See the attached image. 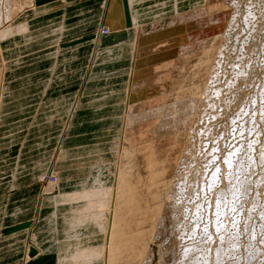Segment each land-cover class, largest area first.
Returning <instances> with one entry per match:
<instances>
[{
    "label": "rangeland",
    "instance_id": "rangeland-1",
    "mask_svg": "<svg viewBox=\"0 0 264 264\" xmlns=\"http://www.w3.org/2000/svg\"><path fill=\"white\" fill-rule=\"evenodd\" d=\"M130 1L131 0H126L128 15H129L128 18H129L130 24H131L129 27L122 26V22H121V19L122 20L124 19L123 0H116V1H113V3L110 6V9H109L110 15L108 18L109 21L107 22L108 25H101L99 27L98 32L101 34L102 32L115 30V28H117V27L118 28L122 27L121 30L132 29L131 32L133 33V40L131 41V44L133 47L131 46V49L129 51L130 55H132V56H131V61L129 59V63L127 65L128 70H129V78H128L127 83L125 84V87H124V90H125L124 92H125L126 97L123 95L124 99H123V103H122V105H123L122 109H121V111H119V113L116 115V117L114 119V126H115L114 135L117 137V139L118 138L120 139L121 146L123 148H125V151H127L129 156L131 157L132 165H133L132 170L127 173V172H125L124 167H121V165L118 166L116 163H114V159L112 158V154H110V151H109L111 146H112V137L109 134L110 126L108 125V123H110V121H112L111 118H112V116H114L116 114V111H113L112 113L106 114L104 116V118L100 120V121L105 122L103 125L97 124L99 122V120L96 119V120H91L92 122L87 123V125H82L84 128L83 131H81L82 126L80 127V132L76 134V137L74 136L75 140L78 139L81 144H83V143L86 144V143H89L91 140L92 141L89 144L83 146L84 148H82V149L76 148L77 150L74 151V154H76L78 152L79 156H85V155H87L85 153H89L91 150H93L94 151L93 154L102 155V157L107 162L106 164L108 167L107 173H106V174H108V176H106L107 177L106 180L107 181L109 180L108 182H110V183L112 182L111 184H113V185L108 184L110 187L108 186V187H106V189H104L102 191L99 189V195L97 196L96 194H94L95 198H89V199L87 198L86 199V198L82 197L80 201L83 202V205L90 203V206L92 208L95 206L94 201H96L98 199L99 200L102 199V201L100 200L102 202V204L100 203L101 206L99 204H98L99 206L98 205H96V206L101 208L103 205V207H102L103 209L101 210V212L106 213L105 215L109 219L107 218V220H106L107 221V228H105V233L99 232V230H98L97 226H95L94 222L91 224L87 221H86L87 223H85L86 224L85 226H78L75 229H73V228H66V230L64 229V232H62V235H61L62 239L68 238L69 239L68 241H70L69 244L74 243V244H76L77 247L81 246L82 248L77 252V254L79 255L81 250L84 252V254L81 256H78L77 254H75V252H73V253H71V255L73 254V256H75V255L76 256L73 258H70V260H69L70 262L65 261V262H62L60 264H107V251L109 249L108 243H109V240L111 237L110 236V229L112 228V226H111L112 220H111V215L108 212V207H110V203H111L110 200L113 199V201H114V197L116 196V192L118 193V188L116 189L115 186L119 187L121 184L130 185V187L134 191L133 192L134 199L137 202H139V209H137V211L136 210L134 211V209H131L132 210V220H134L135 222H136V220H138L137 221L138 223H140V224L143 223L142 225H145L144 227H146L144 239L147 242V244L149 245V247L152 248V253L154 254L153 259H152V264H158L159 263L157 261L159 258L158 255H160L161 259H163V257H164V259H165V257L168 258L171 255L170 251L172 253L174 252V254H173L174 257H173V255H171L170 256L171 258L169 257V260L166 259L165 263L166 264H172V263L176 264L175 261L177 260L176 262L178 264V262H180L179 261L180 260L179 254L182 255V249L185 248V245L186 246L192 245V247H194V246L197 247V248H195L196 249L195 255L197 257H199V256L203 257L204 259L205 258L209 259L211 256V255L209 256V254L213 253L212 250L218 248V249H220V251H223V249H224V253L226 254V255L224 254V257L226 259L223 258V260L226 262L222 261V263H225V264H264V187H263V185H264V183H263V181H264V71H263L264 70V0H212V1L207 0L206 4L202 6L201 12H203V15L201 17V21H199L201 23H199V25L194 29L193 34H192L193 38L190 40V42L187 43L188 45L185 46V48H184L185 50L184 49L182 50L183 51V53H182L183 57L185 59L186 58L187 59H186V61L184 60L185 62L179 61L176 63V65H178L177 69L182 70V68H185V70H186V68H187L188 71L186 70L187 71V72L185 71L186 73L181 72V71L177 72V69H176L175 76L167 78L168 80H167V82H165L167 85L163 88V91L160 94H159V92H157L160 95V97L156 94L154 96H152L153 94H150V92L148 95H146L148 92L147 90H149V88H150L148 85H150L149 83H151V81H149V79H150L149 73L151 70V66L147 65L148 67H146V69L148 71V74H146V76L144 78V84L142 85V92H141L142 94L140 97H138L139 100L136 99L134 102V107L132 108L133 113L127 111V109H128L127 101L129 99L128 94H129V91H131V87L133 86V82H134L133 79L131 81V78H132V76L136 77L139 75L138 65L143 61H147L148 52H147L146 48L144 49L140 44H138L139 43L140 30L142 28L141 26H143L146 23L137 26V24L134 22L133 16L131 15V11L129 9ZM223 1H224V3H222ZM173 3H174V0L169 1L170 5H172ZM248 4L250 5V7ZM115 6L117 7L118 15H116ZM225 6H227V7H225ZM247 7H248V9H247ZM0 8H1L0 13L2 12L0 14V17H2L0 19L1 20L0 21V32L5 29L4 32L0 36V45H1L0 51H2V52H0V55H1V53L6 54V55L3 54L0 56V136L2 138H8L7 136H9L11 134L10 131H12V130L16 131L19 128L20 129H26V127H25L26 124L29 125L28 127H32V125H33L32 122L34 120H35L34 123L37 122V123H39V125L42 124V121L37 118L38 112H36L35 108H36V104H37L38 99H39L38 98L39 95L41 93H42V95H45L46 88L44 89V92H43V89L38 88V87H33V86H31V84H33L34 80L37 81L41 78L42 73L39 69H40V66L44 63L43 62L44 61L43 53L47 52V51H44V49L48 48L49 46H47L45 41L40 42V43L36 42L35 44L30 45V47H32L33 49L30 50L29 53L22 54V52H21L22 49H24V42H25L24 39L26 38L25 36H27V33L29 32V27H28L29 23L32 19H34L33 18L34 17V9H35L34 0H0ZM228 8H229V10H228ZM232 8H233V10H232ZM252 8H253V10H252ZM222 10H223V12H222ZM230 10H231V12H230ZM236 10H237V12H236ZM247 10H251L252 13H246ZM241 11H242V13H241ZM237 13H239L240 15ZM243 13H245V14H243ZM168 14H170V13L165 12V14L161 18H158L155 21H152L151 23L148 22L150 24H147L146 28L149 27V29H151V31H155L158 29H164V27L169 25L171 23L170 21L176 17L175 14H172V15H168ZM215 15H216V17H215ZM222 16H224V17H222ZM232 16H235V17L237 16L238 20H237V18H236V20H235V18L232 20ZM171 17H173V18H171ZM225 18H226V21H225ZM240 18H244V19L240 20ZM48 21H49V19H47V23H48ZM1 22H2V24H1ZM7 23H9V24H7ZM115 23L118 24V26H116ZM231 23H233V24H231ZM21 25H23L24 30L21 27ZM215 25H216V27H215ZM17 26H19L21 28V30H19L20 36L18 35V30H16ZM47 27L45 28V31H46ZM51 29H54V28H52V26H51ZM227 29H228L229 33H228ZM15 30H16V33L14 32ZM201 31L203 32V36H204L203 37L204 38L203 44L204 45L207 44V47H206L207 51H206V49H203V51L201 53L203 55H198L196 58L193 57V59H192L191 51L189 49H191V47H192V42H194V40L196 38L201 37V36H198L202 33ZM35 35L38 36L39 38H41V36H39V35H41V33L40 34L37 33V29H36ZM90 35H92V37L87 38V40H90L94 36L93 33H87V35L79 37V38H85V37L90 36ZM219 36L221 39L225 38V37L229 39V41H228L229 45H226V48H225L226 49L225 53L227 55L225 54L224 57L223 56L211 57V54L213 52V47H216V45H218V42L216 41V39L219 38ZM4 39L6 40L5 46H4V42H3ZM75 39H78V38H75ZM87 40L81 41V42H86ZM29 41L34 42L36 40L30 39ZM70 42H73V41H70ZM70 42H64L63 44L65 45V44L70 43ZM232 42H233V44H232ZM73 44H75V43H73ZM9 45L11 47H9ZM208 48L211 50H209ZM257 50H258V52H257ZM260 50H261V52H260ZM208 52H210L209 54H210L211 58L210 57L208 58V56H209L207 54ZM205 54L207 56H205ZM236 55L238 58L236 57ZM4 56L6 58H3ZM202 56H204V59L200 60V58H202ZM42 57H43V59H42ZM136 57H138V60H139L138 64H136ZM212 58H214V61ZM189 59H192V60H189ZM207 59H208V61H207ZM216 59H217V62H215ZM6 60L8 62H6ZM196 61H197V63H196ZM199 61H201V62H199ZM207 62H209L211 64V66L213 68H215V69H213V68L211 69L212 70L211 72H213V70H214V72H213L214 74H212V75L208 72L209 67L207 68V66H206ZM218 63H219V65H218ZM220 65L222 67H220ZM180 66H181V68H180ZM204 67H206V68L204 69ZM240 67H242L243 69L245 68L243 71L246 72L245 73L246 75L244 73L236 75V72H233L234 69H242ZM249 70H250V72H249ZM176 72H177V74H176ZM200 72H201V74H200ZM229 72H230V74H229ZM202 73L203 74L209 73L211 76H206L204 74V77H203ZM238 75H240V76H238ZM193 76H194V78H193ZM213 76H216V77L213 78ZM200 78L202 80H200ZM203 78H206V80H207V78H208V80L210 78V80L205 81V79H203ZM226 79H228V81H225ZM216 80H218V83ZM249 80H250V82H249ZM147 81H148V83H147ZM224 81L230 83L231 85L227 84V83L225 84ZM174 82H176V83H174ZM192 83H193V85H192ZM220 83H221V86L224 84L225 85L222 86L220 88V90L213 92L216 90V87L220 86L219 85ZM214 85H215V87H214ZM226 85H228L229 87H227ZM29 86H31V87H29ZM192 86H194V87H192ZM199 86H201V87H199ZM202 86H204V87H202ZM210 87H211V89H210ZM212 87H213V90H212ZM165 88L166 89L168 88L167 91L165 90ZM204 89H205V91H203ZM190 90H192V91H190ZM194 91L196 93H194ZM47 92H48V94H50V92H54V88H50L49 90L47 88ZM175 92L177 94H175ZM209 95H210V97H209ZM163 96H165L166 98ZM158 98H160V99H158ZM196 98H198V99H196ZM145 99L148 101V103H146V104H144V102H143V101H145ZM160 100H161V102H160ZM258 100H259V102H258ZM149 102H152V103H149ZM157 102H159V103H157ZM205 102H206V104H208L210 102L209 106L207 105L208 110L206 108L207 106H206ZM237 102H239V104ZM160 103L163 105H161ZM170 103L171 104L176 103V105H177L176 108L179 111V117H178V121H177L178 125H177V123L174 122V120L172 118H170V117H173V114L168 113L170 111H169V109H167L168 108L167 106L171 105ZM203 104H205V105H203ZM184 105H186V106H184ZM220 105H221V107H220ZM203 106H204V110H206L205 111L206 113L204 112V114H203V108H202ZM38 107H39V104H38L37 108ZM139 107H141L143 109H140ZM155 108H156V110H155ZM159 108H161L160 111H159ZM164 108H166V109H164ZM209 108H210V111H209ZM133 110H135V111H133ZM144 111L147 113H145ZM137 112H139V113H137ZM160 112H162V113H160ZM199 112L200 113L202 112V113L200 114ZM30 113H31V116H29ZM150 113H151V115H150ZM215 113H216V115H215ZM136 114H138L140 117L139 116L137 117ZM140 114H142V115H140ZM143 114H144V116H143ZM6 115L9 116L8 117L9 119L7 118L5 120ZM124 115H127V116H125V124L127 123L126 120L127 121H128V119L131 120V121H129V123L131 124V128H130V138L131 139L124 138V124H122V121H121V119ZM19 116L21 117V120H18ZM149 116H152V117L149 118ZM199 116L201 117V119L199 118ZM28 117H30V119H31L30 122L28 120ZM127 117H128V119H127ZM13 118H14V120H12ZM15 118H17V120H15ZM186 118H188V120ZM136 119H137V121H134ZM143 119H145V120H143ZM159 119H161V120H159ZM50 120L53 121V118H50ZM161 121H162V123H159ZM1 122H3L2 125H1ZM142 122H143V124H141ZM151 122L154 123V127H153V124ZM135 123L137 124V126ZM140 124L143 126L141 127ZM157 124H161V125H157ZM145 125H147L148 127ZM150 126H151V129H150ZM155 128L156 129L160 128V130L157 131ZM166 128L168 129V132H167ZM173 128L175 130H173ZM90 129H94V130L91 131ZM106 129H107V131L104 134V131ZM126 129H127V126H126ZM145 129H146V131H145ZM169 129L172 132H170ZM176 129L178 130V132L176 131ZM202 129L204 130V132ZM161 131H163V132H161ZM112 132H110V133H112ZM8 133H10V134H8ZM195 133H196V135H195ZM166 134H167V136H166ZM172 134H175L177 137L175 135L171 136ZM140 136H142V137H140ZM159 136H160V138H158ZM169 137L173 141L177 140V143H176V141L172 142ZM152 138H153V140L158 141L159 139H161L162 141L159 140L158 143H157V141L153 142ZM162 138H164V139H162ZM247 138H249V139H247ZM8 139H10V138H8ZM69 139L73 140L71 138H69ZM137 139H139L140 141ZM143 139H146V140L142 141ZM180 139L183 141V144H182V141ZM10 140L11 141L13 140L15 142V144H14L15 146H16V144L18 145V143H19L16 138H14V139L11 138ZM75 140H73V141H75ZM127 140H128V142H130L132 140V143L131 142L127 143ZM193 140H194V142H193ZM196 140H197V142H196ZM179 141L181 143H179ZM137 142H139V144H137ZM2 143H3V145L8 144L7 139H4ZM161 143H162V145H161ZM173 143H174V145H172ZM196 143H197V145H196ZM93 144H96V147L90 148L91 146L93 147ZM130 144L133 146V147L131 146L132 149L129 146ZM176 144L178 146H175ZM180 144H182V145L180 146ZM183 145H184V147H183ZM146 146L148 149H146ZM167 146L169 147L168 149H167ZM76 147H79V146H76ZM138 147H139V149H138ZM158 147L160 148V150ZM203 147H205V148H203ZM243 147H245V148H243ZM119 148H120V144H119ZM140 148H141V150H140ZM150 148L153 149V150L151 149L152 152H150L151 151V150H149ZM173 148H175V149H173ZM166 149H167V151H166ZM147 150H148V152H147ZM164 150L166 152H164ZM171 150H173L174 152H171ZM157 151H159V152H157ZM161 151L163 153H165L166 156ZM169 151H170V154L167 156V154H168L167 152H169ZM138 152H140V153L142 152V155L144 154V156H142ZM153 152H155V154H156L155 156L153 155L154 154ZM177 152L182 156V159H181V156H178L179 154ZM137 153H138V155H137ZM248 153H250V157L252 156L250 161H249V158H247V157H249ZM145 154H146V156H145ZM67 155H69V154L66 153L65 157ZM159 155H161L162 157H160ZM175 155H176V157L174 158L173 156H175ZM225 155H230L232 160L235 159V161H234L235 165L232 163L233 166L231 168L230 167L226 168V165L223 163V156H225ZM157 156H159V159L161 158L162 163L160 162V160H158ZM164 156L166 158H164ZM202 156L204 157L205 161H207L206 158H208L209 162L207 161L206 163H204L205 161L203 162L204 159ZM205 156H206V158H205ZM209 156H211V157H209ZM92 157H94V155L91 156L89 159L91 160ZM155 157H157L156 158L157 160L155 159ZM238 157H240V160L242 161V163L245 164V165L243 164L244 167H239V164L241 165L240 160H238V162H239L238 164L235 163L237 161ZM244 157H245V161H247V162L244 161V159H243ZM141 158H143V159H141ZM172 158H174L173 161H171ZM166 159H168V160H166ZM180 160H182V161L180 162ZM169 161H170V163H169ZM184 161H186V163ZM219 161L222 163L221 165H220ZM59 162L60 161H58V163ZM155 162L157 164H155ZM167 162H168L169 166L167 165ZM177 162H180V164H178ZM188 162L191 163L190 164L191 166L189 165L190 166L189 170L187 168ZM207 163H208V165H206ZM258 163H259V165H258ZM91 164H92V161H91ZM91 164H90V166H91ZM159 164H160V166H159ZM185 164H186V167H185ZM143 165H145V166H143ZM157 165L159 167L157 168L158 170L156 172ZM57 166H60V164H56V167ZM90 166H88L86 169H88ZM219 166H220V168H219ZM234 166H237L236 167L237 171H236V169H234ZM146 167H148V168H146ZM175 167H176L177 171H179V172L180 171L182 172L183 169H186L187 171L191 172V173L187 172V175H186V170H185V175L187 176L186 178L189 180H184L185 175L182 176L183 174L181 175V172L180 173L178 172L179 174L177 173V171L174 172V170H176V169H174ZM199 167H200V170L198 169ZM118 168H120V169H118ZM152 168H153V170H152ZM195 168L198 169L197 174H195L196 173ZM224 168H225V170H224ZM148 169H150V170H148ZM166 169L169 171H167ZM170 169H172V170L170 171ZM151 170L154 172L155 176H153L154 174ZM164 170L167 172H164ZM234 170L236 171V173H234ZM160 171L161 172L163 171V173H160ZM224 171H227V172L224 173ZM229 171H231V173H229ZM65 172H67V171H65ZM119 172H120V174H119ZM198 172H200V173H198ZM60 173H63V169H62V172H59V171L57 172L56 170H49L48 172L39 173L38 175H36V181L39 184L38 192L40 193L41 196L46 197L43 193H45V191H47V188H48L47 186L50 184L52 185V182H53L52 180L55 178V176L57 177V179H59ZM183 173H184V171H183ZM232 173H234L233 174L234 176L232 175L233 177H231V178H234L233 179L234 181H238V180L241 181L242 184H244V187H246L248 190L246 189L247 190L246 194L237 195V197L235 196V199L233 197L232 198L233 200L232 199L230 200V198L225 199V200L229 199V202L225 201V204L226 203H228V204L225 205L223 203L224 206L223 205H221L222 207L219 206L221 210L220 209L217 210V208H219V207H216L215 205H213L216 202V199L212 196L213 193H214V196L216 198L218 196V192L215 195L216 190L217 189L219 190V187L217 188L216 184L218 186H219V184L221 186V184H223L224 182L226 184V182L229 180L226 179L227 180L226 181L224 175L228 174L231 176ZM109 174L111 175L110 179L108 178ZM200 174L201 175L203 174L202 176L199 177V180L202 177L201 181H203V182H201V184L197 182V181H199L197 178L198 177L197 175H200ZM210 174H214L215 178L217 176H219L220 179L218 177V178H216V182L210 183V182H208V180H209L208 176H210ZM167 175L168 176L170 175L171 177L170 176L168 177ZM180 175L182 176V180H184L183 181V183H184L183 189L188 187L189 190L186 188L188 191H186V189L182 190L181 189L182 185L181 184L179 185L178 184L179 181L175 179V178H177V179L180 178L179 179L180 183H182ZM194 176H197V177H195V178H197V180L194 178ZM235 176H237V177H235ZM152 177L154 178L155 181L153 180ZM228 177L229 176L226 175V178H228ZM144 178H146V179H144ZM147 178H152V179H147ZM235 178H238V179L236 180ZM64 179H65V177L63 176L61 182H63ZM168 179H170V180L168 181ZM171 179L174 182H172ZM147 180H148V182H147ZM164 180H165V182H164ZM192 180H194L195 183ZM217 180H218V182H217ZM219 180H221V182ZM49 181H51L50 184H48ZM126 181H127V183H126ZM176 181H178V182L176 183ZM188 181H190L192 184L188 185V183H189ZM260 181L263 183V185H261L262 183ZM83 182H84V180H81L82 184L80 187V196H81V192L83 191V184H84ZM169 182H171L173 184H170ZM259 182H260V186H258ZM143 183H145V184H143ZM168 183L170 184L171 187L173 185H176V186H173L172 188L170 187L169 188L170 191H169V189L167 187ZM58 184H59V182L58 183L56 182V186L52 185V190L49 188V191L54 192L53 197H52L53 202L51 204H52V209H53V211H52V215H53L52 216V222H54L56 229L60 228L59 227L60 222L57 219L56 213L54 211V207H56L55 196L57 195V192H58ZM149 184H151V185H149ZM210 184H212V185H210ZM146 185L148 186V188ZM185 185H187V186H185ZM199 185H201V187ZM208 185L211 186L212 188H210ZM256 185H257V187H256ZM149 186H151V188ZM223 186H224V184H223ZM154 187L156 188L157 192L154 189ZM175 187H176V189H178V192L175 189ZM193 187H194V189H193ZM215 187H216V189H215ZM179 188L181 189L180 192L183 191L182 192L183 194L179 193ZM86 189H87V191L93 190V188L91 189L87 186H86ZM167 189H168V193L166 191ZM171 189H173V190L171 191ZM213 189L215 191H213ZM149 190H151V191H149ZM97 192H98V187H97ZM147 192H149V193H147ZM170 192H171V194H169ZM172 192H177V193H179V195L177 193H175V196H173L174 193H172ZM165 193L168 195H165ZM46 194H48V193H46ZM158 195H160V196H158ZM169 195L171 196L170 201L172 199H174V201L172 200L171 201L172 204H170V202H169V205H167ZM180 195L181 196L183 195V196L181 197ZM186 195L187 196L189 195L188 196L189 198H187V201L189 203L191 202L190 206H192V204H193V207L195 209L193 207H191V208L189 207L190 208L189 209L188 206H186V202L183 203L184 201H186V199H185L187 197ZM240 196H242V198ZM174 197H176V198H174ZM72 198H73L72 201L77 199V198H75V196H73ZM103 198H105V201ZM157 198H158V200L159 199L160 200L158 201ZM182 200H183V202H182ZM211 200H214V202H211ZM103 201H104V204H103ZM175 201L177 203H180L178 205L181 206V208H178L179 206L176 207L174 205L173 202H175ZM178 201H180V202H178ZM76 202L77 201H73V203H76ZM176 202H175V204H176ZM188 202H187V204H188ZM182 203L186 206L185 208H184V205ZM195 203H196V206L198 205L197 209H196V206L194 205ZM208 203L210 205L211 204L212 205L209 206ZM151 204H153V205H151ZM155 204H157V205L155 206ZM80 205H82V204H80ZM173 205H174V207H173ZM150 206H152V207H150ZM169 206H171V208ZM212 206H215L216 208L215 207L213 208ZM73 207L74 206L70 204V209H73ZM111 207L109 209L110 211H111ZM182 207H183V209H182ZM150 208L152 211L154 208V211L152 212L150 210ZM157 208L160 210H158ZM185 210L186 211L188 210V212L186 213ZM190 210H192L191 215L189 214ZM156 211H157V214H156ZM92 212H94V211H92ZM170 212H172L171 218H174L175 220L169 218L170 216L168 214ZM178 212L180 213V215ZM183 212H184V214H183ZM151 213H154L155 216ZM133 214H135V215H133ZM158 214H159V217L162 215V217L159 218V220L157 217ZM185 214L187 216L189 215L190 218L187 216L185 217ZM183 215L185 218L183 217ZM134 216H136V217H134ZM182 217H183V220H185L184 222H182L183 229L181 226V221H178V219L181 220ZM187 218H188V220H187ZM147 219H149V221L152 219V221H150V222H152V225H151V223H148L149 221ZM139 221H141V222H139ZM162 221H163V223H162ZM175 221L178 223L180 222L179 226L181 227V229H180V227H178V224ZM222 223H224V224H222ZM42 224H45V223H42ZM153 224H154V226H153ZM162 224L164 226L161 228ZM175 224H177V225H175ZM221 224L223 226L225 225V227L227 228L226 229L224 227L225 231L222 230ZM134 225H136L134 227L137 230L138 224H134ZM191 226H193V227H191ZM41 227L44 228L43 225ZM85 228H87L89 230V234L86 233ZM154 228H155V231L153 230ZM156 228H157L158 232L156 231ZM189 228H190V230H189L190 233L188 232ZM191 228H192V231H191ZM219 228H220V230H217ZM70 230H72L73 233L70 234L69 233ZM60 231H62V230H60ZM152 231H153V233L156 232V234H153ZM182 231H184L185 234L181 233ZM220 231H223V233L224 232L225 233L219 234ZM56 232H57V230L55 231V238H56ZM74 233H76L77 236H73ZM151 233L154 236V238H152L153 237L152 235L150 236ZM225 234H227L229 236V238L227 235H226L227 238H225V236H224ZM220 235H221V237H220ZM222 236L227 241H225V239L222 238ZM219 237H220V239H218ZM221 239H223V240L221 241ZM55 241H56V239H55ZM218 241H219V244H218ZM228 241H230V243H231L230 247H229ZM220 242H221V244H220ZM226 242H228L227 245L225 244ZM201 243L203 244L204 247L201 246L202 245ZM206 244H207V246H206ZM212 244H213V247H212ZM222 244L225 246V248ZM160 245L163 248H161ZM182 246H183V248H182ZM244 247H245V249H244ZM235 248H238V249H235ZM31 249L32 248H29V250H28V257L32 256L34 254L33 250H31ZM56 249H57V241L55 244V248H53V247L50 248V255L51 256L53 255L52 262H54L55 264H58V259L56 256ZM158 249H162V250L168 251V252L165 253L163 251V253H162V251L159 250L161 253L160 254L159 252H157ZM225 250H228V252H226ZM30 253L31 254L33 253V254L31 255ZM196 253H198V254H196ZM142 255L144 256V258ZM142 255H140V259H139L140 264H143L144 260L146 259L145 258L146 255H144V253ZM175 256H178V257H175ZM141 257L143 260L141 259ZM160 258H159V261L161 260ZM170 259H171V261H170ZM173 260H174V262H173ZM167 262H169V263H167ZM108 264H110V263H108Z\"/></svg>",
    "mask_w": 264,
    "mask_h": 264
},
{
    "label": "crops",
    "instance_id": "crops-1",
    "mask_svg": "<svg viewBox=\"0 0 264 264\" xmlns=\"http://www.w3.org/2000/svg\"><path fill=\"white\" fill-rule=\"evenodd\" d=\"M113 1L116 0H34V19L29 23V32L21 52L29 53L33 49L30 45L36 42L45 41L49 46L44 49L47 52L43 51L44 63L39 65L41 78L31 84L43 89V92L46 88L45 95H39L35 108L42 124L34 123V120L32 127L26 124V129L10 131L7 137L16 138L19 142L16 146L13 140L0 136V264H55L50 248H55L56 241L58 264L70 262V258L76 256L71 253L77 254L82 248L74 243L69 244L68 238L62 239L64 230L56 229L52 222L53 201L38 192L36 175L49 170L62 172L63 169L64 177L75 179L78 175H73L70 170L80 167L89 172L85 166L97 160L93 150L85 153V156H79L78 152L74 154V151L92 141L81 144L74 136L80 132L82 125H87L91 120L100 121L106 114L112 113L106 104L117 102L124 91V75L129 63L126 61L133 40L132 29L115 31L112 36L98 32L101 25H108ZM169 1L131 0L129 9L134 22L137 26L142 25L161 18L165 12L172 15L196 10L207 2L174 0L170 5ZM115 10L118 15L116 6ZM121 22L125 26L124 19ZM36 29L37 33H41V38L35 35ZM87 33H93V38L73 46L63 44ZM30 39L36 41L30 42ZM117 70L120 74L115 81L117 83L110 85L106 79L103 80ZM47 88H54V92L48 94ZM112 94H115L114 97ZM8 117L6 115L5 120ZM18 120H21L20 116ZM28 120L31 121L30 117ZM4 139L8 144L3 145ZM94 147L96 144L90 148ZM66 153L69 155L65 157ZM56 164L62 167H56ZM85 229L89 234V230ZM29 248L34 254L30 253L32 256L28 257Z\"/></svg>",
    "mask_w": 264,
    "mask_h": 264
},
{
    "label": "bare ground",
    "instance_id": "bare-ground-1",
    "mask_svg": "<svg viewBox=\"0 0 264 264\" xmlns=\"http://www.w3.org/2000/svg\"><path fill=\"white\" fill-rule=\"evenodd\" d=\"M210 1H212V0H210ZM249 2V1H248ZM222 3H224V1L222 2ZM10 4V3H9ZM216 4V3H215ZM247 4V3H246ZM211 5V4H210ZM231 5V4H230ZM249 5V4H248ZM246 6V5H245ZM5 7V6H4ZM225 7H227V6H225ZM249 7H250V5H249ZM237 8V7H236ZM1 9V8H0ZM247 9H248V7H247ZM250 9V8H249ZM3 10V9H2ZM6 10V9H5ZM204 10V9H203ZM228 10H229V8H228ZM232 10H233V8H232ZM252 10H253V8H252ZM202 11V6H201V8L200 9H196V10H188V11H186V12H183V13H178V14H175L176 15V17L175 18H173V17H171V18H173L170 22V24L169 25H167L166 27H164V29H158V30H155V31H151V29H149V27H147L146 28V25L147 24H150V23H146V24H144L143 26H141L142 28H141V30H140V35H139V43L138 44H140L144 49L146 48L147 49V52H148V59H147V61H143V62H141L139 65H138V69H139V75L138 76H136V77H133L132 76V78H131V81H132V79H133V86L131 87V91H129V94H128V96H129V99H128V101H127V103H128V109H127V111L128 112H132V108L134 107V102H135V100L136 99H138L139 100V98L138 97H140L141 96V92H142V85L144 84V78H145V76H146V74H148V71H147V69H146V67H148V66H151V70H150V73H149V81H151V83H149L150 85H148L150 88H149V90H147L148 92H147V94L146 95H148L149 94V92H150V94H153L152 96H154L155 94L156 95H158L159 97H160V93L163 91V88L167 85L165 82H167V78H170V77H174L175 76V71H176V69H177V66L178 65H176V63L177 62H179V61H181V62H183L184 60L186 61V59L183 57V55H182V53H183V49L185 48V46L186 45H188L187 43L188 42H190V40L193 38V36H192V34H193V31H194V29L199 25V23H201V22H199V21H201V17H202V15H203V12H201ZM209 11V10H208ZM227 11V10H226ZM225 11V12H226ZM235 11V10H234ZM239 11V10H238ZM256 11V10H255ZM210 12V11H209ZM222 12H223V10H222ZM221 12V13H222ZM230 12H231V10H230ZM236 12H237V10H236ZM245 12V11H244ZM2 13V12H1ZM0 13V14H1ZM229 13V12H228ZM241 13H242V11H241ZM246 13H252V11L251 10H247V12ZM226 14V13H225ZM237 14H239V13H237ZM243 14H245V13H243ZM5 15V14H4ZM7 15V14H6ZM228 15V14H227ZM231 15V14H230ZM240 15V14H239ZM253 15V14H252ZM262 15V14H261ZM13 16V15H12ZM215 17H216V15H215ZM222 17H224V16H222ZM221 17V18H222ZM239 17V16H238ZM2 17H0V19H1ZM235 18V20H236V18H237V16L235 17V16H232V20ZM4 19V18H3ZM205 19V18H204ZM218 19V18H217ZM241 19H244V18H240V20ZM223 20V19H222ZM237 20H238V18H237ZM239 20V21H240ZM246 20V19H245ZM1 21V20H0ZM11 21V20H10ZM225 21H226V18H225ZM238 21V22H239ZM244 21V20H243ZM3 22V21H2ZM2 22H1V24H2ZM5 23V22H4ZM209 23V22H208ZM7 24H9V23H7ZM6 24V25H7ZM155 24V23H154ZM157 24V23H156ZM231 24H233V23H231ZM115 25H118V24H116L115 23ZM219 26V25H218ZM223 26V25H222ZM233 26V25H232ZM236 26V25H235ZM16 27V26H15ZM21 27L23 28V30H24V27H23V25H21ZM215 27H216V25H215ZM121 28L122 27H117V28H115V30H110V31H106V32H102V34L103 35H110V36H112V34L115 32V31H118V30H121ZM229 28V27H228ZM252 28V27H251ZM16 29V28H15ZM230 29V28H229ZM5 30V29H4ZM4 30L3 31H1L0 32V36H1V34L4 32ZM14 30V29H13ZM16 30H18V35L20 36V31L19 30H21V28L19 27V26H17V29ZM16 30L14 31L15 33H16ZM153 30V29H152ZM214 30V29H213ZM210 31V30H209ZM212 31V30H211ZM227 31H228V29H227ZM234 31V30H233ZM202 32V31H201ZM216 32V31H215ZM219 32V31H218ZM211 33V32H210ZM228 33H229V31H228ZM253 33V32H252ZM14 34V33H13ZM22 34V33H21ZM196 34V33H195ZM216 34V33H215ZM243 34V33H242ZM206 35V34H205ZM231 35V34H230ZM13 36V35H12ZM11 36V37H12ZM198 36H201L200 38H196L195 40H194V42H192V47H191V49H189L190 51H191V57H192V59H193V57L194 58H196L198 55H203V54H201L202 53V51H203V49H206V47H207V44H203V40H204V36H203V32L200 34V35H198ZM227 36V35H226ZM16 37V36H15ZM214 37V36H213ZM218 37V36H217ZM248 37V36H247ZM14 38V37H13ZM18 38V37H17ZM236 38V37H235ZM213 39V38H212ZM234 39V38H233ZM237 39V38H236ZM211 40V39H210ZM214 40V39H213ZM14 41V40H13ZM216 41L218 42V45H216V47H213V52H212V54H211V57H221V56H225V48H226V45H229L228 44V41H229V39L228 38H220V36H219V38H217L216 39ZM3 42H4V46H5V43H6V40L4 39L3 40ZM239 43V42H238ZM242 43V42H241ZM215 44V43H214ZM232 44H233V42H232ZM253 44V43H252ZM1 46V45H0ZM232 46V45H231ZM247 46V45H246ZM7 47V46H6ZM9 47H11L10 45H9ZM8 47V48H9ZM133 47V46H132ZM211 47V46H210ZM209 47V48H210ZM228 47V46H227ZM233 47V46H232ZM5 48V47H4ZM208 48V49H209ZM1 49V48H0ZM11 49V48H10ZM262 49V48H261ZM16 50V49H15ZM185 50V49H184ZM209 50H211V49H209ZM240 50V49H239ZM206 51H207V49H206ZM0 52H2V51H0ZM142 52V51H141ZM239 52V51H238ZM257 52H258V50H257ZM260 52H261V50H260ZM210 52H208L207 54L209 55L208 56V58L210 57V54H209ZM263 53V52H262ZM6 55L5 53H1V55ZM190 54V53H189ZM0 55V56H1ZM10 55V54H9ZM139 55V54H138ZM141 55V54H140ZM227 55V54H226ZM250 55V54H249ZM13 56V55H12ZM131 56L132 55H130L129 56V58L127 59V61H126V63L129 61V59H130V61H131ZM190 56V55H189ZM205 56H207L206 54H205ZM229 56V55H228ZM234 56V55H233ZM119 57V56H118ZM117 57V58H118ZM201 57V56H200ZM210 57V58H211ZM236 57H237V55H236ZM248 57V56H247ZM3 58H6L5 56L3 57ZM8 58V57H7ZM12 58V57H11ZM238 58V57H237ZM142 59V58H141ZM145 59V58H144ZM192 59H189V60H192ZM202 59H204V56H202V58H200V60H202ZM213 59V61H214V58H212ZM221 60V59H220ZM234 60V59H233ZM5 61V60H4ZM142 61V60H141ZM184 61V62H185ZM206 61V60H205ZM207 61H208V59H207ZM6 62H8L7 60H6ZM138 62H139V60H138V57H136V64H138ZM180 62V63H181ZM199 62H201V61H199ZM210 62V61H209ZM209 62H207L206 63V66H207V68L209 67V69H208V72L212 75V74H214L213 72H214V70H213V72H211L212 70V66H211V64L209 63ZM215 62H217V59H216V61ZM224 62V61H223ZM179 63V64H180ZM196 63H197V61H196ZM220 63V62H219ZM219 63H218V65H219ZM225 63V62H224ZM238 63V62H237ZM183 64V63H182ZM228 64V63H227ZM231 64V63H230ZM7 65V64H6ZM148 65V66H147ZM217 65V64H216ZM214 66V65H213ZM230 66V65H229ZM185 67V66H184ZM220 67H222L221 65H220ZM228 67V66H227ZM233 67V66H232ZM239 67V66H238ZM180 68H181V66H180ZM206 67H204V69H205ZM240 68H242V67H240ZM213 69H215V68H213ZM218 69V68H217ZM245 69V68H244ZM243 68L242 69H234V71L233 72H236V75L237 74H242V73H246L245 71H243L244 70ZM247 69V68H246ZM11 70V69H10ZM132 70V69H131ZM186 70L188 71V69L186 68ZM185 70V68H182V70L181 69H177V72L178 71H181V72H185L186 71ZM203 70V69H202ZM147 71V72H146ZM186 71V72H187ZM199 71V70H198ZM222 71V70H221ZM224 71V70H223ZM226 71V70H225ZM231 71V70H230ZM264 71V70H263ZM177 72H176V74H177ZM185 72V73H186ZM217 72V71H216ZM249 72H250V70H249ZM199 73V72H198ZM209 73H207V74H205L206 76H211ZM226 73V72H225ZM248 73V72H247ZM197 74V73H196ZM200 74H201V72H200ZM203 74V73H202ZM204 74H203V77H204ZM217 74V73H216ZM222 74V73H221ZM229 74H230V72H229ZM233 74V73H232ZM119 70H117V71H113L112 72V74H110L109 76H105L104 78H103V80L104 79H106L105 81H107V82H110V85L111 84H114V83H117V82H115V81H117V79L119 78ZM179 75V74H178ZM177 75V76H178ZM224 75V74H223ZM235 75V74H234ZM246 75V74H245ZM197 76V75H196ZM217 76V75H216ZM216 76H213V78H215ZM222 76V75H221ZM238 76H240V75H238ZM187 77V76H186ZM189 77V76H188ZM231 77V76H230ZM242 77V76H241ZM110 78V79H109ZM128 78H129V70H128V67H127V69H126V72H125V75H124V81H126V83H127V80H128ZM191 78V77H190ZM193 78H194V76H193ZM232 78V77H231ZM109 79V80H108ZM181 79V78H180ZM203 79H205V81H209L210 80V78H209V80H208V78H207V80H206V78H203ZM240 79V78H239ZM170 80V79H169ZM173 80V79H172ZM171 80V81H172ZM200 80H202L201 78H200ZM219 80V79H218ZM218 80H216L217 81V83H218ZM221 80V79H220ZM247 80V79H246ZM215 81V80H214ZM213 81V82H214ZM225 81H228V79H226ZM224 81V82H225ZM233 81V80H232ZM239 81V80H238ZM197 82V81H196ZM223 82V81H222ZM231 82V81H230ZM249 82H250V80H249ZM125 83V84H126ZM147 83H148V81H147ZM174 83H176V82H174ZM230 84V83H228V82H225V84ZM235 83V82H234ZM6 84V83H5ZM171 84V83H170ZM204 84V83H203ZM214 84V83H213ZM224 84V85H225ZM7 85V84H6ZM124 85V84H123ZM192 85H193V83H192ZM208 85V84H207ZM210 85V84H209ZM220 86H218V87H216V90L215 91H213V92H216V91H218V90H220V88L222 87V86H224V85H222L221 86V83L219 84ZM231 85V84H230ZM188 86V85H187ZM197 86V85H196ZM195 86V87H196ZM213 86V85H212ZM227 87H229L228 85H226ZM238 86V85H237ZM244 86V85H243ZM192 87H194V86H192ZM199 87H201V86H199ZM198 87V88H199ZM202 87H204V86H202ZM214 87H215V85H214ZM233 87V86H232ZM231 87V88H232ZM241 87V86H240ZM144 88V87H143ZM197 88V87H196ZM207 88V87H206ZM168 89V88H167ZM167 89L165 88V90L167 91ZM192 89V88H191ZM210 89H211V87H210ZM235 89V88H234ZM151 90V91H150ZM175 90V89H174ZM201 90V89H200ZM212 90H213V87H212ZM232 90V89H231ZM238 90V89H237ZM242 90V89H241ZM240 90V91H241ZM248 90V89H247ZM125 91V90H124ZM123 91V94H122V97H119V98H117V99H119V100H117V102H114L113 103V101L111 102V104H106L109 108H111L110 110L113 112V111H116V114L114 115V116H112V118H111V120L112 121H110V123H108V125L110 126V131H109V134H110V136L112 137V146H111V148H110V154H112V158L114 159V163H116L118 166L119 165H121V167H124L125 168V172H129V171H131L132 170V160H131V157L129 156V154L127 153V151H125V148H123L122 146H121V143H120V139L118 140L117 139V137L114 135V133H115V126H114V119H115V117H116V115L119 113V111H121V109H122V103H123V99H124V96H125V92ZM145 91V90H144ZM178 91V90H177ZM190 91H192V90H190ZM202 91V90H201ZM203 91H205V89L203 90ZM207 91V90H206ZM209 91V90H208ZM245 91V90H244ZM257 91V90H256ZM111 90H110V93L109 94H111ZM157 92H159V94L157 93ZM222 92V91H221ZM164 93V92H163ZM194 93H196L195 91H194ZM199 93V92H198ZM201 93V92H200ZM208 93V92H207ZM233 93V92H232ZM240 93V92H239ZM243 93V92H242ZM175 94H177L176 92H175ZM192 94V93H191ZM209 94V93H208ZM114 95L115 94H112L111 96H113L114 97ZM124 95V96H123ZM145 95V96H146ZM166 95V94H165ZM201 95V94H200ZM218 95V94H217ZM243 95V94H242ZM241 95V96H242ZM126 97V96H125ZM162 97V96H161ZM163 97H165V96H163ZM184 97V96H183ZM188 97V96H187ZM197 97V96H196ZM203 97V96H202ZM206 97V96H205ZM209 97H210V95H209ZM243 97V96H242ZM148 98V97H147ZM146 98V99H147ZM152 98V97H151ZM166 98V97H165ZM114 99V98H113ZM121 99V100H120ZM145 99V101H143L144 102V104H146V103H148V101ZM158 99H160V98H158ZM184 99V98H183ZM196 99H198V98H196ZM207 99V98H206ZM243 99V98H242ZM107 100V99H106ZM166 100V99H165ZM164 100V101H165ZM179 100V99H178ZM193 100V99H192ZM232 100V99H231ZM159 101V100H158ZM223 101V100H222ZM221 101V102H222ZM236 101V100H235ZM160 102H161V100H160ZM194 102V101H193ZM207 102V101H206ZM206 102H205V104H206ZM258 102H259V100H258ZM149 103H152V102H149ZM157 103H159V102H157ZM165 103V102H164ZM195 103V102H194ZM210 103V102H209ZM209 103L208 104H206V106L208 105L209 106ZM213 103V102H212ZM215 103V102H214ZM223 103V102H222ZM227 103V102H226ZM238 104H239V102H237ZM137 104V103H136ZM139 104V103H138ZM161 104V103H160ZM171 104V103H170ZM185 104V103H184ZM202 104V103H201ZM205 104H203V105H205ZM217 104V103H216ZM151 105V104H150ZM156 105V104H155ZM161 105H163V104H161ZM138 106V105H137ZM159 106V105H158ZM157 106V107H158ZM176 103L175 104H171V105H169V106H167L168 108L167 109H169V111L170 112H168V113H170V114H173V117H170V118H172L173 120H174V122L175 123H177V125H178V117H179V111H178V109L176 108ZM184 106H186V105H184ZM200 106V105H199ZM208 106L206 107L207 108V110H208ZM216 106V105H215ZM214 106V107H215ZM225 106V105H224ZM223 106V107H224ZM100 107V106H99ZM146 107V106H145ZM192 107V106H191ZM219 107V106H218ZM220 107H221V105H220ZM229 107V106H228ZM140 109H143V108H141V107H139ZM151 108V107H150ZM162 108V107H161ZM161 108H159V111H160V109ZM185 108V107H184ZM195 108V107H194ZM203 108V114H204V112L206 111V110H204V106L202 107ZM212 108V107H211ZM164 109H166V108H164ZM238 109V108H237ZM155 110H156V108H155ZM158 110V109H157ZM133 111H135V110H133ZM139 111V110H138ZM148 111V110H147ZM151 111V110H150ZM162 111V110H161ZM166 111V110H165ZM183 111V110H182ZM191 111V110H190ZM202 111V110H201ZM209 111H210V108H209ZM140 112V111H139ZM139 112H137V113H139ZM145 112V111H144ZM153 112V111H152ZM151 112V113H152ZM155 112V111H154ZM176 112V113H175ZM213 112V111H212ZM211 112V113H212ZM218 112V111H217ZM133 113V112H132ZM145 113H147V112H145ZM151 113H150V115H151ZM160 113H162V112H160ZM159 113V114H160ZM200 113V112H199ZM202 113V112H201ZM200 113V114H201ZM206 113V112H205ZM208 113V112H207ZM219 113V112H218ZM109 114V113H108ZM127 114V113H126ZM158 114V113H157ZM189 114V113H188ZM195 114V113H194ZM128 115V114H127ZM127 115H124L123 117H122V119H121V121H122V124H124V138H129V139H131L130 138V128H131V124L129 123V121H131L130 119H128V117H127V119H128V121L126 120V124H125V116H127ZM133 115V114H132ZM137 115V117L139 116L138 114H136ZM140 115H142V114H140ZM156 115V114H155ZM212 115V114H211ZM215 115H216V113H215ZM228 115V114H227ZM143 116H144V114H143ZM148 116V115H147ZM185 116V115H184ZM190 116V115H189ZM206 116V115H205ZM226 116V115H225ZM232 116V115H231ZM140 117V116H139ZM142 117V116H141ZM150 117H152V116H149V118ZM159 117V116H158ZM165 117V116H164ZM191 117V116H190ZM189 118V117H188ZM188 118H186L187 120H188ZM199 118L201 119V117L199 116ZM138 119V118H137ZM137 119L136 120H134V121H137ZM168 119V118H167ZM171 119V120H172ZM198 119V118H197ZM215 119V118H214ZM143 120H145V119H143ZM155 120V119H154ZM159 120H161V119H159ZM163 120V119H162ZM199 120V119H198ZM140 121V120H139ZM156 121V120H155ZM168 121V120H167ZM205 121V120H204ZM141 122V121H140ZM145 122V121H144ZM196 122V121H195ZM203 122V121H202ZM209 122V121H208ZM257 122V121H256ZM89 123H91V122H89ZM105 122H101V121H99L98 122V124L99 125H103ZM152 123V122H151ZM159 123H162V121L161 122H159ZM166 123V122H165ZM183 123V122H182ZM186 123V122H185ZM194 123V122H193ZM214 123V122H213ZM136 124V123H135ZM141 124H143V122L141 123ZM140 124V126L142 127L143 125H141ZM147 124V123H146ZM149 124V123H148ZM153 124V127H154V123H152ZM206 124V123H205ZM157 125H161V124H157ZM167 125V124H166ZM172 125V124H171ZM207 125V124H206ZM259 125V124H258ZM126 126H127V129H126ZM136 126H137V124H136ZM145 126H147V125H145ZM169 126V125H168ZM190 126V125H189ZM188 126V127H189ZM195 126V125H194ZM148 127V126H147ZM156 127V126H155ZM158 127V126H157ZM82 128H83V126H82ZM161 128V127H160ZM160 128L159 129H156L157 131L158 130H160ZM193 128V127H192ZM84 129V128H83ZM83 129H81V131H83ZM135 129V128H134ZM141 129V128H140ZM150 129H151V126H150ZM149 129V130H150ZM167 129V128H166ZM180 129V128H179ZM182 129V128H181ZM191 129V128H190ZM195 129V128H194ZM204 129V128H203ZM202 129V130H203ZM263 129V128H262ZM91 131H93L94 129H90ZM173 130H175L174 128H173ZM193 130V129H192ZM259 130V129H258ZM106 131H107V129L104 131V134L106 133ZM113 131V132H112ZM139 131V130H138ZM145 131H146V129H145ZM169 131H170V129H169ZM176 131L178 132V130L176 129ZM175 131V132H176ZM110 132H112V133H110ZM137 132V131H136ZM143 132V131H142ZM161 132H163V131H161ZM167 132H168V129H167ZM170 132H172V131H170ZM180 132V131H179ZM185 132V131H184ZM203 132H204V130H203ZM82 133V132H81ZM80 133V134H81ZM150 134V133H149ZM152 134V133H151ZM158 134V133H157ZM161 134V133H160ZM159 134V135H160ZM163 134V133H162ZM176 134V133H175ZM175 134H172L171 136H173V135H175ZM254 134V133H253ZM144 135V134H143ZM154 135V134H153ZM169 135V134H168ZM177 135V134H176ZM175 135V136H176ZM195 135H196V133H195ZM166 136H167V134H166ZM170 136V137H171ZM188 136V135H187ZM133 137V136H132ZM140 137H142V136H140ZM164 137V136H163ZM169 137V138H170ZM177 137V136H176ZM156 138V137H155ZM154 138V139H155ZM158 138H160V136L158 137ZM167 138V137H166ZM172 138V137H171ZM170 138V140L172 141V142H174V141H176V143H177V140H172ZM189 138V137H188ZM256 138V137H255ZM140 139V138H139ZM139 139H137V140H139ZM148 139V138H147ZM162 139H164V138H162ZM175 139V138H174ZM196 139V138H195ZM194 139V140H195ZM202 139V138H201ZM247 139H249V138H247ZM260 139V138H259ZM262 139V138H261ZM111 140V139H110ZM133 140V139H132ZM132 140L130 141L131 143H132ZM144 140H146V139H143L142 141H144ZM152 140H153V138H152ZM159 140H161V139H159ZM158 140V141H159ZM181 140V139H180ZM188 140V139H187ZM194 140H193V142H194ZM140 141V140H139ZM154 141H157V140H153V142ZM158 141H157V143H158ZM162 141V140H161ZM167 141V140H166ZM182 141V140H181ZM130 142H128V140H127V143H130ZM134 142V141H133ZM149 142V141H148ZM147 142V143H148ZM168 142V141H167ZM171 142V143H172ZM189 142V141H188ZM192 142V143H193ZM196 142H197V140H196ZM247 142V141H246ZM146 143V142H145ZM150 143V142H149ZM156 143V144H157ZM169 143V142H168ZM179 143H181L180 141H179ZM119 144H120V148H119ZM137 144H139V142H137ZM151 144V143H150ZM155 144V143H154ZM164 144V143H163ZM182 144H183V141H182ZM182 144H180V146L182 145ZM135 145V144H134ZM144 145V144H143ZM161 145H162V143H161ZM167 145V144H166ZM171 145V144H170ZM172 145H174V143L172 144ZM192 145V144H191ZM196 145H197V143H196ZM130 147L132 146L131 144L129 145ZM157 146V145H156ZM169 146V145H168ZM167 146V149L169 148ZM175 146H178L177 144L175 145ZM133 147V146H132ZM132 147H131V149H132ZM141 147V146H140ZM155 147V146H154ZM164 147V146H163ZM183 147H184V145H183ZM142 148V147H141ZM141 148H140V150H141ZM159 148V147H158ZM171 148V147H170ZM176 148V147H175ZM175 148H173V149H175ZM180 148V147H179ZM203 148H205V147H203ZM243 148H245V147H243ZM138 149H139V147H138ZM146 149H148L147 148V146H146ZM145 149V150H146ZM152 148H150L149 150H151ZM157 149V148H156ZM164 149V148H163ZM167 149H166V151H167ZM181 149V148H180ZM186 149V148H185ZM196 149V148H195ZM153 150V149H152ZM152 150L150 151V152H152ZM159 150H160V148H159ZM177 150V149H176ZM238 150V149H237ZM119 153H117V152ZM165 150H164V152H166ZM147 152H148V150H147ZM156 152V151H155ZM155 152H153L154 154V156L156 155L155 154ZM157 152H159V151H157ZM162 152V151H161ZM171 152H174L173 150H171ZM206 152V151H205ZM254 152V151H253ZM104 153V152H103ZM138 153H140V152H138ZM138 153H137V155H138ZM163 153V152H162ZM168 154H167V156L170 154V151L169 152H167ZM178 153V152H177ZM189 153V152H188ZM203 153V152H202ZM107 154V153H106ZM141 155H142V152L140 153ZM159 154V153H158ZM164 155H165V153H163ZM162 154V155H163ZM173 154V153H172ZM179 154V153H178ZM247 154V153H246ZM249 154V157H247V158H249V161L251 160V157H250V153H248ZM149 155V154H148ZM195 155V154H194ZM205 155V154H204ZM142 156H144V154L142 155ZM145 156H146V154H145ZM160 157H162L161 155H159ZM159 156H157L158 157V160H160V162H161V158L159 159ZM166 156V155H165ZM164 156V158H166ZM178 156H181L180 154L178 155ZM197 156V155H196ZM246 156V155H245ZM139 157V156H138ZM157 157H155V159L157 158ZM174 158L176 157V155L175 156H173ZM193 157V156H192ZM203 157V156H202ZM208 157V156H207ZM209 157H211V156H209ZM222 157V156H221ZM144 158V157H143ZM143 158H141V159H143ZM174 158H172L171 159V161H173V159ZM180 158V157H179ZM205 158H206V156H205ZM246 158V159H247ZM146 159V158H145ZM149 159V158H148ZM147 159V160H148ZM153 159V158H152ZM154 159V160H155ZM163 159V158H162ZM181 159H182V156H181ZM202 159V158H201ZM203 159H204V157H203ZM207 159V161H208V158H206ZM210 159V158H209ZM242 159V158H241ZM244 159V161H245V157L243 158ZM82 160V159H81ZM151 160V159H150ZM149 160V161H150ZM157 160V159H156ZM155 160V161H156ZM166 160H168V159H166ZM170 160V159H169ZM189 160V159H188ZM221 160V159H220ZM238 160H240V157H238V159H237V161L235 162V163H239L238 162ZM95 162H92V164H91V166H90V164L88 165H86L85 166V169L88 167V166H90L89 168H88V170H89V172H86L84 169H82V168H80V167H77V168H73L72 170H70L72 173H73V175H75V176H77L78 175V178H75V179H72V178H70V176H68L67 178L65 177V179L63 180V182H61L62 181V178H63V174L62 173H60V177H59V179H57V177L55 176V178L52 180L53 182H52V185L53 186H56V182L58 183L59 182V184H58V192H57V195L55 196V198H56V207H54V211H55V213H56V216H57V219L59 220V222H60V224H59V229L60 230H66V228H73V229H75V228H77L78 226H85L86 224L85 223H87V222H89V223H93L94 222V224H95V226H97V228H98V230H99V232H102V233H105V228H107V216L105 215L106 213H102L101 212V210L103 209L102 207H103V205H102V207L100 208V207H97L96 205H100V203L102 204V199H98V200H96V201H94V207H92L91 208V206H90V203H87V204H84L83 205V202L82 201H80L81 200V198L83 197V198H95L94 197V194H96L97 196L99 195V189L102 191V190H104V189H106V187H108L109 185L108 184H110V185H113V184H111L110 182H108L106 179H107V177L106 176H108V174H106L107 173V169H108V167H107V162L105 161V159L102 157V155H97V160H94ZM109 161V160H108ZM111 161V160H110ZM144 161V160H143ZM177 161V160H176ZM182 160H180V162H181ZM187 161V160H186ZM186 161H184L185 163H186ZM190 161V160H189ZM192 161V160H191ZM205 161V159L203 160V162ZM207 161H205L204 163H206ZM222 161V160H221ZM233 161V162H232ZM234 161H235V159L234 160H232V158H231V156L230 155H225V156H223V163L226 165V168H228V167H232L233 166V164H234ZM241 161V160H240ZM85 162V161H84ZM159 162V163H160ZM165 162V161H164ZM163 162V163H164ZM180 162H177L178 164H180ZM209 162V161H208ZM220 162V161H219ZM218 162V163H219ZM245 162H247V161H245ZM77 163V162H76ZM87 163V162H86ZM113 163V164H114ZM146 163V162H145ZM149 163V162H148ZM162 163V162H161ZM160 163V164H161ZM169 163H170V161H169ZM174 163V162H173ZM183 163V162H182ZM213 163V162H212ZM233 163V164H232ZM249 163V162H248ZM155 164H157L156 162H155ZM160 164H159V166H160ZM191 163L190 162H188V164H187V168H188V170L190 169V165ZM199 164V163H198ZM222 163L220 162V165H221ZM243 164L244 163H242V161H241V165L239 164V167H244L243 166ZM82 165V164H81ZM84 165V164H83ZM116 165V166H117ZM154 165V164H153ZM167 165H168V162H167ZM190 165V166H189ZM206 165H208V163L206 164ZM235 165V164H234ZM245 165V164H244ZM258 165H259V163H258ZM115 166V167H116ZM143 166H145V165H143ZM147 166V165H146ZM149 166V165H148ZM158 165H157V167H156V172H157V168L159 167ZM166 166V165H165ZM169 166V165H168ZM182 166V165H181ZM184 166V165H183ZM60 167H62L61 165H60ZM185 167H186V164H185ZM236 167L237 166H234V169H236ZM123 168V169H124ZM144 168V167H143ZM146 168H148V167H146ZM179 168V167H178ZM192 168V167H191ZM219 168H220V166H219ZM222 168V167H221ZM118 169H120V168H118ZM145 169V168H144ZM164 169V168H163ZM174 169H176V167L174 168ZM196 169V168H195ZM199 170H200V167L198 168ZM198 169H196L195 170V174H197V170ZM242 169V168H241ZM87 170V169H86ZM148 170H150V169H148ZM152 170H153V168H152ZM151 170V171H152ZM167 170V169H166ZM172 169H170V171H171ZM182 170V169H181ZM185 170L186 169H183L182 170V172H181V175L182 176H184L185 175ZM192 170V169H191ZM190 170V171H191ZM214 170V169H213ZM224 170H225V168H224ZM229 170V169H228ZM231 170V169H230ZM113 171V170H112ZM117 171V170H116ZM144 171V170H143ZM147 171V170H146ZM167 171H169V170H167ZM167 171H165L164 170V172H167ZM175 171H177V169L176 170H174V172ZM183 171H184V173H183ZM194 171V170H193ZM192 171V172H193ZM236 171H237V169H236ZM236 171L234 170V173H236ZM239 171V170H238ZM111 172V171H110ZM153 172V171H152ZM179 171H177V173H178ZM179 172V173H180ZM187 172H189V171H187L186 170V175H187ZM202 172V171H201ZM227 171H224V173H226ZM233 172V171H232ZM109 173V172H108ZM118 173V172H117ZM122 173V172H121ZM160 173H163V171L161 172L160 171ZM178 173V174H179ZM189 173H191V172H189ZM188 173V174H189ZM198 173H200V172H198ZM212 173V172H211ZM229 173H231V171H229ZM234 173H232L231 174V176L230 175H228V174H223L224 175V177H225V180L227 179V180H229V181H227L226 182V184H225V182L223 183L224 184V186H223V184H221V186H220V182H221V180H219L220 182L218 183L219 184V186L216 184V186H217V188L219 187V190L217 189L216 190V193H215V195L217 194V192H218V196H217V198L214 196V193H213V197L216 199V202L213 204V205H215L216 207H219V206H221V205H223V203L225 204V201H227V202H229V199L228 200H225V199H227V198H230V200L234 197V199H235V196L237 197V195H242V194H246V191L248 190L246 187H244V184H242V182L241 181H234L233 179L234 178H231V177H233L234 175ZM238 173V172H237ZM62 174V175H61ZM119 174H120V172H119ZM149 174V173H148ZM153 174H154V172H153ZM166 174V173H165ZM173 174V173H172ZM222 174V173H221ZM123 175V174H122ZM163 175V174H162ZM171 175V174H170ZM169 175V176H170ZM180 175V176H181ZM185 175V178H184V180H189V179H187L186 176ZM192 175V174H191ZM203 175V174H202ZM201 174L200 175H197V176H194V178L195 177H197L198 178V180H199V177L200 176H202ZM226 175L227 176H229L228 178H226ZM233 175V176H232ZM110 174H109V179H110ZM145 176V175H144ZM153 176H155V174L153 175ZM168 176V175H167ZM168 176V177H169ZM172 176V175H171ZM170 176V177H171ZM179 176V175H178ZM177 176V177H178ZM182 176H181V182L182 183H180V178L179 179H177V178H175L176 180H178L179 181V185L181 184L182 185V190H184V189H188V187H186V188H184L183 189V185H184V183H183V181L184 180H182ZM190 176V175H189ZM222 176V175H221ZM100 177V178H99ZM148 177V176H147ZM176 177V176H175ZM219 176H217L216 178H218ZM235 177H237V176H235ZM153 178V177H152ZM152 178H147V179H152ZM167 178V177H166ZM197 178H195L196 180H197ZM216 178H215V175L214 174H210V176H208V182H210V183H214V182H216ZM222 178V177H221ZM144 179H146V178H144ZM174 179V180H175ZM194 179V180H195ZM201 179H202V177L200 178V182L199 181H197L198 183H200L201 184V182H203V181H201ZM219 179H220V177H219ZM236 180L238 179V178H235ZM260 179V178H259ZM81 180H84V184H83V191L81 192V196H80V187H81ZM106 180V181H105ZM141 180V179H140ZM139 180V181H140ZM153 180H154V178H153ZM170 179H168V181H169ZM191 180V179H190ZM194 180H192L194 183H195V181ZM224 180V179H223ZM155 181V180H154ZM167 181V182H168ZM171 181L172 182H174L172 179H171ZM178 181H176V183L178 182ZM263 181V180H262ZM147 182H148V180H147ZM161 182V181H160ZM164 182H165V180H164ZM189 183H188V185L190 184H192L190 181H188ZM217 182H218V180H217ZM261 182V181H260ZM260 182H259V185L258 186H260ZM51 183V181H49L48 182V184H50ZM126 183H127V181H126ZM170 184H173V183H171V182H169ZM168 183V184H169ZM193 183V184H194ZM262 183V182H261ZM263 183H264V181H263ZM263 183L261 184V185H263ZM143 184H145V183H143ZM158 184V183H157ZM167 184V187H168V189L171 187L170 186V184L168 185ZM187 184V183H186ZM52 185L50 184V185H48L46 188H47V191H45V193H43L46 197H48V199L50 198L51 200L53 199L52 197H53V193L54 192H52V191H49V188L52 190ZM133 185V184H132ZM149 185H151V184H149ZM153 185V184H152ZM210 185H212V184H210ZM257 185H256V187H257ZM86 186L87 187H89V188H93V190L92 191H87V189H86ZM147 186V185H146ZM173 186H176V185H173ZM172 186V187H173ZM178 186V185H177ZM185 186H187V185H185ZM200 187H201V185H199ZM198 186V187H199ZM209 186V185H208ZM215 186V185H214ZM223 186V187H222ZM97 187H98V192H97ZM110 187V186H109ZM150 188H151V186H149ZM171 187V188H172ZM181 187V186H180ZM190 187V186H189ZM203 187V186H202ZM210 188H212L211 186H209ZM221 187V188H220ZM263 187H264V185H263ZM45 188V189H46ZM54 188V187H53ZM115 188L117 189L118 188V193L116 192V196L114 197V201H113V199L112 200H110L111 201V203H110V207H111V211L109 210L110 209V207H108V212L110 213V215H111V220H112V224H111V226H112V228L110 229V240H109V243H108V247H109V249H108V251H107V264L108 263H110V264H140L139 263V259H140V255H142L143 253H144V255H146V259L144 260V263L143 264H152V259H153V253H152V248H150L149 247V245L147 244V242L145 241V239H144V236H145V231H146V227H144L145 225H142V224H140V223H138L137 221L138 220H136V222L134 221V220H132V210L131 209H134V211L136 210L137 211V209H139V202H137L135 199H134V197H133V189L130 187V185H128V184H121L119 187L118 186H115ZM146 188V187H145ZM147 188H148V186H147ZM197 188V187H196ZM154 189L156 190V188L154 187ZM159 189V188H158ZM168 189L166 190L167 191V193H168ZM174 189V188H173ZM173 189H171V191L173 190ZM175 189H176V187H175ZM174 189V190H175ZM180 188H179V193H182V192H180V190H181ZM186 189V191H188ZM193 189H194V187H193ZM215 189H216V187H215ZM221 189V190H220ZM247 189V190H246ZM109 190V189H108ZM148 190V189H147ZM177 190V192H178V189H176ZM191 190V189H190ZM198 190V189H197ZM145 191V190H144ZM149 191H151V190H149ZM169 191H170V189H169ZM213 191H215L214 189H213ZM108 192V191H107ZM156 192H157V190H156ZM177 192H172V193H174V195L173 196H175V193H177ZM193 192V191H192ZM46 193H48V194H46ZM101 193V192H100ZM147 193H149V192H147ZM179 193H177L178 195H179ZM185 193V192H184ZM191 193V192H190ZM102 194V193H101ZM169 194H171V192L169 193ZM183 194V193H182ZM189 194V193H188ZM165 195H168V194H166L165 193ZM185 195V194H184ZM73 196H75V198H77L76 200H73V201H77L76 203H73V201H72V197ZM155 196V195H154ZM158 196H160V195H158ZM177 196V195H176ZM181 196V195H180ZM183 196V195H182ZM181 196V197H182ZM187 196V195H186ZM189 196V195H188ZM184 197L185 199H186V201H184L183 202V200H182V202L183 203H185L186 202V206H188V208L190 207H193V204H192V206H190V203L187 201V198H189V197ZM245 196V195H244ZM111 197V196H110ZM167 197V196H166ZM169 197V199H168V204L167 205H169V202H170V204H172L171 203V201L173 200L174 201V199H172L171 201H170V198H171V196L169 195L168 196ZM179 197V196H178ZM180 197V198H181ZM203 197V196H202ZM211 197V196H210ZM241 198H242V196H240ZM146 198V197H145ZM150 198V197H149ZM155 198V197H154ZM173 198V197H172ZM174 198H176V197H174ZM104 199V201H105V198H103ZM214 199V200H215ZM154 200V199H153ZM157 200H158V198H157ZM160 200V199H159ZM158 200V201H159ZM167 200V199H166ZM214 200H211V202H214ZM233 200V199H232ZM104 201H103V204H104ZM151 202V201H150ZM154 202V201H153ZM156 202V201H155ZM161 202V201H160ZM159 202V203H160ZM176 202V201H175ZM175 202H173L174 203V205L177 207V206H179L178 204H180V203H177L176 202V204H175ZM178 202H180V201H178ZM187 202H188V204H187ZM198 202V201H197ZM210 202V201H209ZM182 203V204H183ZM70 204L71 205H73L74 207H77V209H75V208H73V209H70ZM80 204H82V205H80ZM161 204V203H160ZM159 204V205H160ZM226 204H228V203H226ZM225 204V205H226ZM234 204V203H233ZM52 205V204H51ZM98 205V206H99ZM151 205H153V204H151ZM157 204H155V206H156ZM158 205V206H159ZM174 205H173V207H174ZM184 205V204H183ZM195 206H196V203L194 204ZM208 205L209 206H211L209 203H208ZM101 206V205H100ZM185 205H184V208L186 207ZM198 206V205H197ZM197 206H196V209H197ZM215 206H212L213 208L215 207ZM224 206V205H223ZM133 207V208H132ZM147 207V206H146ZM150 207H152V206H150ZM160 207V206H159ZM170 208H171V206H169ZM200 207V206H199ZM215 207V208H216ZM222 207V206H221ZM226 207V206H225ZM87 208V209H86ZM155 208V207H154ZM154 208H153V211H154ZM168 208V207H167ZM169 208V209H170ZM178 208H181V206H179ZM189 208V209H190ZM194 208V207H193ZM158 209V208H157ZM168 209V210H169ZM174 209V208H173ZM177 209V208H176ZM182 209H183V207H182ZM187 209V208H186ZM188 209V210H189ZM195 209V208H194ZM218 209H220V207L219 208H217V210ZM53 210V209H52ZM150 210H151V208H150ZM158 210H160V209H158ZM188 210L186 211V213L188 212ZM221 210V209H220ZM74 211V212H73ZM92 211H94V212H92ZM152 211V210H151ZM152 211V212H153ZM178 211V210H177ZM182 211V210H181ZM195 211V210H194ZM198 211V210H197ZM141 212V211H140ZM150 212V211H149ZM148 212V213H149ZM160 212V211H159ZM192 212V210H190V215L192 214L191 213ZM171 213L172 212H170L168 215L170 216L169 218L170 219H174V218H171ZM179 213V212H178ZM95 214V215H94ZM136 214V213H135ZM135 214H133V215H135ZM151 214H153L154 215V213H151ZM156 214H157V211H156ZM183 214H184V212H183ZM197 214V213H196ZM109 215V216H110ZM152 215V216H153ZM174 215V214H173ZM179 215H180V213H179ZM145 216V215H144ZM155 216V215H154ZM176 216V215H175ZM174 216V217H175ZM187 215L185 214V217H186ZM207 216V215H206ZM134 217H136V216H134ZM149 217V216H148ZM158 220H159V218H161L162 217V215L159 217V214H158ZM156 217V218H157ZM178 217V216H177ZM183 217H184V215H183ZM183 217H182V219L181 220H179L178 218V221H181V226H182V222H184L185 220H183ZM184 217V218H185ZM187 217H189V215L187 216ZM193 217V216H192ZM152 218V217H151ZM176 218V217H175ZM190 218V217H189ZM109 219V218H108ZM220 219V218H219ZM142 220V219H141ZM148 221H149V219H147ZM156 220V219H155ZM175 220V219H174ZM187 220H188V218H187ZM87 221V222H86ZM147 221V222H148ZM150 221H152V219L150 220ZM148 222V223H151V225H152V222ZM154 221V220H153ZM139 222H141V221H139ZM156 222V221H155ZM176 222V221H175ZM224 222V221H223ZM111 223V222H110ZM162 223H163V221H162ZM177 224H178V227H180L179 225V223L178 222H176ZM109 224V223H108ZM134 224H138L137 226V230L135 229V227L134 226H136V225H134ZM155 224V223H154ZM154 224H153V226H154ZM161 224V223H160ZM177 224H175V225H177ZM185 224V223H184ZM222 224H224V223H222ZM221 224V225H222ZM157 225V224H156ZM155 225V226H156ZM152 226V227H153ZM161 226V225H160ZM164 225L162 224V226H161V228L163 227ZM185 226V225H184ZM157 227V226H156ZM191 227H193V226H191ZM218 227V226H217ZM220 227V226H219ZM224 227H225V225L223 226L222 225V230H224L225 231V229H224ZM186 228V227H185ZM226 228V227H225ZM109 229V228H108ZM180 229H181V227H180ZM182 229H183V226H182ZM227 229V228H226ZM136 230V231H135ZM154 231H155V228L153 229ZM189 230H190V228L188 229V232H189ZM217 230H220V228L219 229H217ZM156 231H157V228H156ZM164 231V230H163ZM166 231V230H165ZM191 231H192V228H191ZM158 232V231H157ZM162 232V231H161ZM219 232V231H218ZM152 233H153V231H152ZM152 233L150 234V236L152 235ZM164 233V232H163ZM181 233H183V234H185V232L184 231H182ZM187 233V232H186ZM190 233V232H189ZM205 233V232H204ZM224 234L223 233V231H220V233L219 234ZM109 234V233H108ZM107 234V235H108ZM153 234H156V232H154ZM162 234V233H161ZM182 234V235H183ZM200 234V233H199ZM228 234V233H227ZM227 234H225L224 236H225V238H227L226 237V235ZM105 235V234H104ZM73 236H77L76 235V233H74V235ZM153 236V235H152ZM157 236V235H156ZM219 236V235H218ZM217 236V237H218ZM228 236V235H227ZM108 237V236H107ZM211 237V236H210ZM220 237H221V235H220ZM220 237L218 238V239H220ZM152 238H154V236L152 237ZM156 238V237H155ZM212 238V237H211ZM222 238H224L223 236H222ZM224 238V239H225ZM228 238H229V236H228ZM209 239V238H208ZM207 239V240H208ZM217 239V240H218ZM215 240V239H214ZM223 239H221V241H222ZM240 240V239H239ZM225 241H227L226 239H225ZM204 242V241H203ZM207 242V241H206ZM205 242V243H206ZM229 242V247H230V241H228ZM228 242H226L225 244L227 245L228 244ZM233 242V241H232ZM160 243V242H159ZM179 243V242H178ZM196 243V242H195ZM240 243V242H239ZM161 244V243H160ZM202 244V243H201ZM218 244H219V241H218ZM220 244H221V242H220ZM238 244V243H237ZM205 245V244H204ZM223 245V244H222ZM236 245V244H235ZM159 246V245H158ZM202 247H204L203 246V244L201 245ZM206 246H207V244H206ZM205 246V247H206ZM219 246V245H218ZM224 246V245H223ZM222 246V247H223ZM247 246V245H246ZM261 246V245H260ZM107 247V248H108ZM160 247H161V245H160ZM159 247V248H160ZM210 247V246H209ZM212 247H213V244H212ZM238 247V246H237ZM262 247V246H261ZM260 247V248H261ZM161 248H163V247H161ZM182 248H183V246H182ZM181 248V249H182ZM195 248H197V247H192V245L190 246H186L185 245V248H183L182 249V255L181 254H179V256H180V262H178V264H225V263H222V261H224L223 260V258L224 259H226L225 257H224V249H223V251H220V249H218V248H216V249H213L212 251H213V253L212 254H209V256H210V258L208 259H204L203 257H197L196 255H195ZM224 248H225V246H224ZM258 248V247H257ZM221 249V250H222ZM235 249H238V248H235ZM244 249H245V247H244ZM255 249V248H254ZM159 250H161L162 251V253H163V251L164 250H162V249H158V251L157 252H159L160 253V251ZM167 250V249H166ZM82 251V250H81ZM80 251V253H79V255L78 256H81V255H83L84 254V252L82 251L81 252ZM226 252H228V250H225ZM165 253H167L168 251H164ZM223 252V253H222ZM170 253H171V255H173L174 254V252L172 253L171 251H170ZM181 253V252H180ZM199 253V252H198ZM198 253H196V254H198ZM205 253V252H204ZM161 254V253H160ZM252 254V253H251ZM255 254V253H254ZM170 255V254H169ZM170 255V256H171ZM226 255V254H225ZM143 256V255H142ZM159 256V258H160V255H158ZM169 256V257H170ZM208 256V257H209ZM252 256V255H251ZM169 257L167 258V257H165V259H164V257H163V259H161L160 261H159V258H158V264H166L165 262H166V259H168L169 260ZM173 257H174V255H173ZM175 257H178V256H175ZM143 258H144V256H143ZM171 258V257H170ZM233 258V257H232ZM141 259H142V257H141ZM173 259V258H172ZM177 259V258H176ZM143 260V259H142ZM141 261V260H140ZM170 261H171V259H170ZM169 261V262H170ZM177 261V260H176ZM175 261V263L177 264V262ZM241 261V260H240ZM169 262H167V263H169ZM173 262H174V260H173ZM224 262H226V261H224ZM173 264V263H172Z\"/></svg>",
    "mask_w": 264,
    "mask_h": 264
},
{
    "label": "water",
    "instance_id": "water-1",
    "mask_svg": "<svg viewBox=\"0 0 264 264\" xmlns=\"http://www.w3.org/2000/svg\"><path fill=\"white\" fill-rule=\"evenodd\" d=\"M123 7H124V24L126 27H129L131 24H130V20H129V15H128V9H127V3H126V0H123ZM92 37V35L90 36H87L85 38H78V39H75L73 40V42H70V43H67L65 44V46H69V45H73V43H78V42H81V41H85L87 40V38H90ZM24 225V224H23ZM21 225H18V227H21ZM7 231L5 230L4 233H6Z\"/></svg>",
    "mask_w": 264,
    "mask_h": 264
}]
</instances>
